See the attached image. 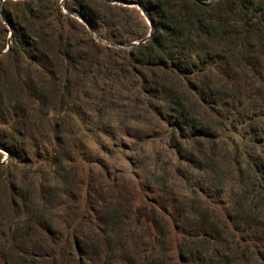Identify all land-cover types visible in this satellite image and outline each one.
Segmentation results:
<instances>
[{"label":"rangeland","instance_id":"obj_1","mask_svg":"<svg viewBox=\"0 0 264 264\" xmlns=\"http://www.w3.org/2000/svg\"><path fill=\"white\" fill-rule=\"evenodd\" d=\"M8 1L18 0L0 2V10ZM71 3L59 0L66 13ZM70 16L85 25V31L75 27L78 36H92L79 14ZM132 17L138 41L150 26ZM1 23L0 47L11 30ZM82 45L80 52L87 55ZM98 54L99 59L89 53V63L82 69L76 64L69 78H62L63 110L54 97L53 114L25 129L14 149L19 160H34L41 171L25 179L34 204L12 210L0 199V264H239L224 245L207 246L195 258L179 251L181 241L189 243L213 227L229 242L227 218L231 227L247 226L243 222L250 214L238 208L248 204L241 200L253 175L246 171L247 156L264 170V104L254 99L255 89L246 88L232 109H222L219 123L192 113L191 120H203L210 129L189 123L179 136L169 131L168 122L175 119L166 109L160 118L136 95L138 78L117 72L122 54L105 67L99 64L108 53ZM249 74H241L243 88L252 87ZM253 114L251 125L240 123ZM5 156L0 151V161ZM259 188L254 191L258 215L249 232L264 254V189ZM138 206L152 218L138 222Z\"/></svg>","mask_w":264,"mask_h":264},{"label":"trees","instance_id":"obj_2","mask_svg":"<svg viewBox=\"0 0 264 264\" xmlns=\"http://www.w3.org/2000/svg\"><path fill=\"white\" fill-rule=\"evenodd\" d=\"M118 1L140 5L153 28L147 41L127 50L110 44L125 45L138 38L132 33L131 21L136 19L134 14L145 22L139 9L130 10L106 0H72L73 8L67 13L59 0L8 1L1 7L0 26L3 27L2 20L9 24L11 35L8 51L0 55V146L9 153L8 162L0 164V199L12 210L21 204H34L32 188L25 179L29 173L41 171L34 160H19L14 149L25 129L53 114L54 97L60 98L63 110L62 97L67 87L62 78L68 79L76 64L82 69L89 63V53L99 59L100 50L107 52L99 64L104 67L122 54L117 72H129L138 78L134 91L144 97L147 108L160 118L166 109L175 119L168 122L172 134L178 131L183 136L190 124L210 129L203 127V120H191V114L199 112L219 123L221 110L230 106L232 109L246 88H254V99L264 104V0H216L210 5L195 0ZM71 12L79 14L107 43L99 44L89 34L86 40L78 36L75 27L84 31L86 28L70 16ZM7 43L2 44L0 51ZM83 43L89 49L87 55L80 52ZM244 70L250 73L248 81L252 87L241 85ZM252 116L240 123L251 125L256 117ZM200 134L206 136V132ZM247 157L246 171L253 175L247 173L251 182L241 200L248 204L238 207L250 214L243 222L247 226L241 230L231 227L233 220L227 218L224 226L231 237L229 242L219 233L214 234L218 229L213 227L189 243L181 241L180 255L195 258L203 248L213 249L219 244L231 254L236 253L233 262L264 264V254L249 232L250 221L258 215L254 191L257 187L264 189V170L260 171L254 158ZM238 171L242 168L238 167ZM134 211L138 222L152 218L141 206Z\"/></svg>","mask_w":264,"mask_h":264},{"label":"water","instance_id":"obj_3","mask_svg":"<svg viewBox=\"0 0 264 264\" xmlns=\"http://www.w3.org/2000/svg\"><path fill=\"white\" fill-rule=\"evenodd\" d=\"M2 1H4V0H0V2H2ZM106 1L109 2V3H115L114 0H106ZM195 1H197L198 3H201L203 5H210L211 3H213L216 0H195ZM118 3L119 4H123L125 6H137V8L141 11V14L145 17V19L147 20V22H148V24L150 26L149 33L145 37L140 38L138 41H134V42H131L129 44L122 45V46H125L126 48L129 49V48H132L134 46H138L141 43H144L145 41H147L151 37V35H152L153 28H152L151 21L149 20L148 16L145 14V11L142 9V7L140 5H138V4H136V3L121 2V1H119ZM60 7L63 9L62 4L60 5ZM0 16H1V10H0ZM79 19L84 24H87L86 21L83 18H79ZM88 28H89L92 36L95 37V38H98L96 36V34L94 33V31L89 26H88ZM10 35H11V33H9L8 43L6 45V48L4 50L0 51V55L3 54V53H5L6 51H8V49L10 47ZM0 151L6 153V156L0 161V164H5L9 160V153L5 149H3L1 146H0Z\"/></svg>","mask_w":264,"mask_h":264}]
</instances>
